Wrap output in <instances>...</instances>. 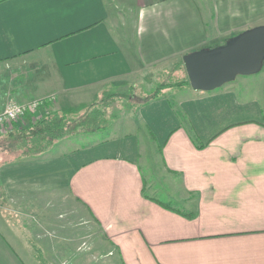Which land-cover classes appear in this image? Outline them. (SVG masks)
Wrapping results in <instances>:
<instances>
[{"label": "crops", "instance_id": "obj_1", "mask_svg": "<svg viewBox=\"0 0 264 264\" xmlns=\"http://www.w3.org/2000/svg\"><path fill=\"white\" fill-rule=\"evenodd\" d=\"M259 25L264 0H0V110L15 98L44 99L40 118L76 112L159 66L189 82L185 55ZM172 88L133 93L149 144L129 133L19 158L0 146V264H264L262 101L233 83ZM34 198L57 201L36 223Z\"/></svg>", "mask_w": 264, "mask_h": 264}, {"label": "rangeland", "instance_id": "obj_2", "mask_svg": "<svg viewBox=\"0 0 264 264\" xmlns=\"http://www.w3.org/2000/svg\"><path fill=\"white\" fill-rule=\"evenodd\" d=\"M162 67L159 66V67L154 68V69L153 68L152 69H146V70H142L140 72H137L136 75H134L131 79L128 80L129 84L135 85V88L132 87V89H128V90H132L133 93H135V95L139 94L141 97L147 96L145 93L149 92V89H151V88L157 90L159 93L166 94V96L177 95L176 90L172 91V89H173L172 87L175 86L174 82H179L183 78L177 73V69L171 68L172 66L170 67L169 73L172 72L175 76L171 77V78H167V76L163 77L161 75V71H164L166 69L163 70ZM228 83L235 84L242 96L257 97L260 101H262V104L264 107V64H263L262 69L259 72L255 73V74H251V75H239L235 80L228 82ZM243 83L247 84V88L245 87V85ZM217 89H219V88H217ZM246 89H248V90H246ZM120 91H119V88L113 86L112 88H109L107 94L112 93V92L118 93ZM9 101H16L17 102V100L15 98H9ZM136 102H138V101H136ZM111 106H115V109H117L116 111H118V112H116V111L114 112L115 114L118 113V115H116L117 120H116L115 124H113L112 128L106 129V130H103L100 132H96L92 135H87V136H83V137H79V138H75V139L65 140L64 144L60 145L56 149V151L53 153H61L64 151L71 150V148H77V147L80 148L86 144L88 146H90L91 143L102 141L104 139H107L108 137L109 138H111L112 136L117 137V136L129 134V133L139 134L142 137V140H144L145 144H147L149 141L151 142V138L149 137L148 131H147V129H145L143 121L139 117L138 110H135L132 108H125L123 106V102H121V101L114 102V103H112ZM109 112H112V109H109L108 113ZM35 114L32 117H34L36 119L40 118V117H37ZM20 123H22V121ZM20 123H17V124L15 123L10 128L6 127V129H3V130L1 129L0 133H2V135H6V134L10 133L11 131L15 130L17 128V126L20 125ZM0 146L2 148H5L7 146L14 148L12 138L0 137ZM9 149H11V148H9ZM145 150L146 149L144 148V152H145ZM149 153H148V156L150 155L151 158H154V162H155L156 150L154 148H151V151ZM153 153H155V155H153ZM11 154H12V156L17 155L14 152H12ZM144 170H146V169H144ZM159 197L162 200L166 199V197L162 194H159ZM33 200H35V201H32L31 205H32V207H36V211L34 209V211H31L30 213L26 212V215L27 214L28 215L27 216L25 215V217H27L28 219H30V221H33L34 223H36V221L41 216L45 215L43 213H42V215H40L38 213L40 211L39 207L40 208H42L43 206L49 207V206H52L53 204H55L57 202L55 199H49V198H47L46 200L43 198H34ZM62 201H63L62 204H65V205L70 204L69 201H66L65 197H62ZM43 209H45V207ZM6 213L8 214V216L13 215L12 212L11 213L6 212ZM1 215L2 214L0 213V216ZM19 215L21 217L20 218L18 217L17 218L18 220L22 219V217H23L22 212ZM80 216H81V214H79V216L77 218L78 219L81 218ZM84 262L86 263V261H84ZM80 264H81V262H80ZM94 264H102V263L99 262L97 259H95ZM111 264H120V262L118 260H113V261H111Z\"/></svg>", "mask_w": 264, "mask_h": 264}, {"label": "trees", "instance_id": "obj_3", "mask_svg": "<svg viewBox=\"0 0 264 264\" xmlns=\"http://www.w3.org/2000/svg\"><path fill=\"white\" fill-rule=\"evenodd\" d=\"M183 84H189V82L181 81L174 85L181 86ZM107 92L106 90L102 98L88 108L76 112L63 113L57 111L38 119L28 115L25 125L17 127L6 135L0 133V137H10L13 140L14 148L9 146L5 148H11L10 150H13L18 158L42 156L53 150L62 141L92 135L112 128L117 120L116 115H118V113H114L117 109L115 106H111L112 103L121 101L125 108L135 110L138 107V103L133 99L132 91L121 90L118 93L108 94ZM157 92L155 90L152 96L155 97ZM170 103L177 110L174 103L171 101ZM109 109H112V112L108 113ZM177 112L183 119V114L178 110ZM194 140L198 141L197 137L194 136Z\"/></svg>", "mask_w": 264, "mask_h": 264}, {"label": "water", "instance_id": "obj_4", "mask_svg": "<svg viewBox=\"0 0 264 264\" xmlns=\"http://www.w3.org/2000/svg\"><path fill=\"white\" fill-rule=\"evenodd\" d=\"M184 64L195 90L212 91L239 75L255 74L264 64V25L244 30L224 45L190 52Z\"/></svg>", "mask_w": 264, "mask_h": 264}, {"label": "built area", "instance_id": "obj_5", "mask_svg": "<svg viewBox=\"0 0 264 264\" xmlns=\"http://www.w3.org/2000/svg\"><path fill=\"white\" fill-rule=\"evenodd\" d=\"M44 104V99L29 101L26 103H19L16 101H9L3 109L0 110V130L10 128L15 123H20L28 117L34 116L36 111Z\"/></svg>", "mask_w": 264, "mask_h": 264}]
</instances>
